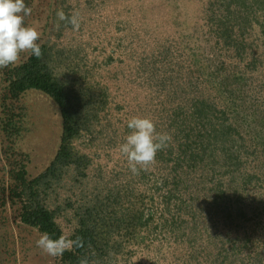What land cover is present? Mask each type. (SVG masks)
<instances>
[{
    "label": "rangeland",
    "instance_id": "obj_1",
    "mask_svg": "<svg viewBox=\"0 0 264 264\" xmlns=\"http://www.w3.org/2000/svg\"><path fill=\"white\" fill-rule=\"evenodd\" d=\"M25 3L32 8L25 23L38 25L37 43L47 46L80 119L72 140L80 163L63 167L40 196L71 239L82 214L97 205V238L106 250L96 248L89 264H264V0ZM59 9L79 13L80 28L58 27ZM29 56L22 52L17 64ZM6 68L0 264H70L36 246L41 231L21 218L27 198L11 195L23 163L33 179L55 158L61 107L35 88L9 98ZM133 116L150 117L173 136L138 175L119 152ZM140 211L141 220L123 225V214Z\"/></svg>",
    "mask_w": 264,
    "mask_h": 264
},
{
    "label": "trees",
    "instance_id": "obj_2",
    "mask_svg": "<svg viewBox=\"0 0 264 264\" xmlns=\"http://www.w3.org/2000/svg\"><path fill=\"white\" fill-rule=\"evenodd\" d=\"M40 46L43 53L40 58L30 54L24 62L15 66H8L5 69V72L9 76L8 91L6 93L9 98L19 100L22 93L31 88L45 91L60 105L64 119V129L59 150L51 165L37 178L29 179L27 165L23 163L21 169L14 174L16 184L12 188L11 195L16 198H27V202L22 205L21 211V218L25 223L37 227L41 232L47 231L53 238H58L63 234V229L57 221V211L46 207L42 203V197L40 196L41 188L43 184L47 185V182L52 177H60L63 167L72 162H77V160L80 163L79 159L73 158L72 150V140L79 133L80 127L77 122L80 119L78 118V110L74 109V98L70 91L66 89L65 84L55 76L53 68L50 66L47 46L45 44H41ZM15 115L16 113L13 112L7 118V126L14 124L13 117ZM14 128L17 132L18 128L16 126ZM105 205L107 206V203ZM96 206L94 205L93 208L86 209L85 214H82L79 218V226L72 235V239L80 236L83 238L84 243L83 247H77L72 251L64 252L63 259L70 264H79L81 259H87L89 264V262L96 259V248L100 249V252H105L106 250L102 242L97 238L96 228L98 223L94 215ZM109 212H113L116 217V214L119 213L115 209ZM109 212L104 213V217H102L104 220L110 218ZM136 217L141 220L144 217V212L140 211L139 213L130 215L123 214L120 218H122L124 225V220L127 222L129 219L132 220ZM151 219L152 217L149 215L144 222L147 224ZM138 222L140 224V221ZM131 225L135 226L134 223Z\"/></svg>",
    "mask_w": 264,
    "mask_h": 264
},
{
    "label": "clouds",
    "instance_id": "obj_3",
    "mask_svg": "<svg viewBox=\"0 0 264 264\" xmlns=\"http://www.w3.org/2000/svg\"><path fill=\"white\" fill-rule=\"evenodd\" d=\"M32 8L25 0H0V68L16 65L22 52H29L37 58L43 53L37 41L40 39L38 25L26 24L25 17L30 16ZM59 22L70 24L78 30L82 18L79 13L66 15L63 9L56 12ZM129 134L119 145V152L126 158L128 167L133 175L146 171L156 162L157 153L172 142L173 136L168 131H157L156 123L147 116H133L127 121ZM83 238L61 234L53 238L47 231L41 232L36 240V246L44 254L61 257L65 251L83 247ZM80 264H88L87 259H81Z\"/></svg>",
    "mask_w": 264,
    "mask_h": 264
}]
</instances>
